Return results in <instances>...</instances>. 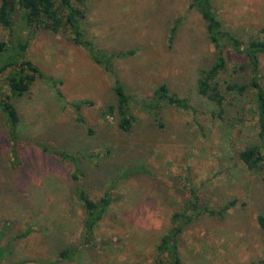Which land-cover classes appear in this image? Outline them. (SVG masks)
Wrapping results in <instances>:
<instances>
[{"label":"rangeland","instance_id":"1","mask_svg":"<svg viewBox=\"0 0 264 264\" xmlns=\"http://www.w3.org/2000/svg\"><path fill=\"white\" fill-rule=\"evenodd\" d=\"M212 1L225 28L238 37L263 36L264 0ZM85 10L82 26L88 39L102 50L135 51L114 60L135 121L129 131L119 127V114L108 110L117 102L114 76L73 41L69 27L63 32L36 29L32 37L22 31L30 39L28 59L45 76L11 98L21 118L18 161L0 110L2 261L157 264L172 215L192 212L193 190L203 208L220 211L234 204L185 225L178 243L183 264L263 259L258 216L264 215V146L255 90L227 89L229 83L250 82L244 56L228 51L227 68L216 80L225 96L219 106L198 90L200 72L216 61L217 50L190 0H86ZM11 38L0 24V39ZM261 73L264 86V54ZM8 74H0V90L11 95ZM48 77L62 82L54 86ZM162 83L195 109L145 106ZM83 100L91 103L77 111L72 103ZM41 144L74 154L77 161L46 152ZM254 145L263 156L249 168L240 153ZM79 188L95 200L107 193L113 198L91 239ZM68 247L74 255L60 258Z\"/></svg>","mask_w":264,"mask_h":264},{"label":"trees","instance_id":"2","mask_svg":"<svg viewBox=\"0 0 264 264\" xmlns=\"http://www.w3.org/2000/svg\"><path fill=\"white\" fill-rule=\"evenodd\" d=\"M85 1L16 0L15 9L12 11L10 0H0V24L6 27L12 36L10 41L0 39V74L5 71L9 72L7 85L11 93V95H6L0 90V110L7 120L6 125L12 143L11 152L16 161L19 159L17 147L21 139V135L19 134L21 118L11 98L12 96L24 95L30 90L32 84L38 77L45 76L39 66L27 57L30 39L27 38L26 34L32 37L36 29L45 28L54 32H63L64 27H69L73 41L84 47L97 63L101 64L114 76L113 88L117 96V102L109 106V112H117L119 114L120 121L118 125L122 130L129 131L133 126L135 116L130 109L131 96L126 92L114 69V60L116 57L120 58L128 54H133L135 51L120 50L119 52H110L102 50L94 41L88 39L82 26V20L86 18ZM190 1L191 6L195 7L202 15L206 23L208 36L217 50L216 61L209 68L202 69L200 72L198 81L200 94L216 102L219 106H222L225 96L216 80L219 74L227 68L228 51L232 50L235 53L243 55L246 59L247 68L250 71V82L248 84L229 83L227 84V89L236 90L239 93H244L249 87L255 90L259 138L261 144L264 146V86L261 83V79L263 78L261 73V54H264V28L261 30L263 33L262 37L243 40L231 30L225 28L222 20L216 13L212 0ZM19 9L21 12L17 14ZM176 28V25H174L171 30V40L174 39ZM22 31H27V33L25 34ZM48 80L54 83V86L62 82L54 77H48ZM58 93L62 95L60 91ZM87 103L89 104L91 101L83 100L81 102H73L72 105L77 111H80V108ZM162 103L186 110L195 109L187 97L171 93L169 86L165 83L160 84L155 89L153 96L149 100H146L145 106L157 110ZM79 120H82L81 117H79ZM41 147L46 152L62 159L77 161L76 155L65 150L51 149L44 144H41ZM259 148L258 145H254L247 147L240 153L241 159L249 168L257 166L262 159L263 155ZM192 194L193 200H191L190 206L192 212L188 213V209H185V211H178L172 215L173 226L162 237L158 246L159 257L157 258V264H183L178 243L185 225L204 213H222L234 204L230 203L225 205L220 211L203 208L198 204V195L194 190ZM78 197L82 202L85 212V231L89 239H91L94 236L98 223L104 217L109 205L113 202V198L110 193H107L103 198L95 200L86 190L81 188L78 189ZM258 223L264 232V215L260 214L258 216ZM30 230L32 229L28 228L26 232L28 233ZM74 253L73 247L65 248L60 252V258H71ZM0 264L14 263L4 262L0 256ZM249 264H264V258L250 262Z\"/></svg>","mask_w":264,"mask_h":264},{"label":"water","instance_id":"3","mask_svg":"<svg viewBox=\"0 0 264 264\" xmlns=\"http://www.w3.org/2000/svg\"><path fill=\"white\" fill-rule=\"evenodd\" d=\"M15 2L16 0H10V6L12 11L15 9Z\"/></svg>","mask_w":264,"mask_h":264}]
</instances>
